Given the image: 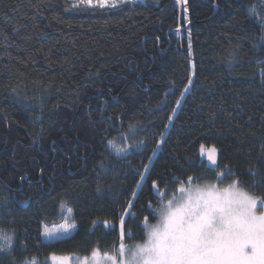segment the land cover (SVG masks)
I'll list each match as a JSON object with an SVG mask.
<instances>
[{
  "label": "trees",
  "instance_id": "trees-1",
  "mask_svg": "<svg viewBox=\"0 0 264 264\" xmlns=\"http://www.w3.org/2000/svg\"><path fill=\"white\" fill-rule=\"evenodd\" d=\"M72 3L0 0V227L16 234L0 264L113 248L125 211L135 215L124 241L142 242L144 217L156 222L149 203L167 202L189 176L230 170L222 186L238 179L264 199V0H188L187 13L175 0ZM212 147L215 170L200 156ZM68 208L74 235L43 243L41 227Z\"/></svg>",
  "mask_w": 264,
  "mask_h": 264
},
{
  "label": "snow or ice",
  "instance_id": "snow-or-ice-1",
  "mask_svg": "<svg viewBox=\"0 0 264 264\" xmlns=\"http://www.w3.org/2000/svg\"><path fill=\"white\" fill-rule=\"evenodd\" d=\"M134 0H73L71 7L80 8H117ZM185 13L189 11L188 0H175ZM251 14H256V9H251ZM187 20V15H185ZM190 23V20L188 21ZM261 23H264L262 16ZM177 33L180 29H176ZM190 35V32H189ZM159 39V38H157ZM189 54L191 55V41L189 40ZM234 55V54H233ZM192 84L191 78L188 86H185L181 93L189 91ZM177 107L180 101L176 102ZM175 115L173 109L172 116ZM172 116L168 117V122L172 123ZM135 126H130V131H134ZM126 139V138H125ZM108 145L116 148L114 141L109 140ZM159 147V145H157ZM203 145L201 150L203 151ZM137 149L142 148V143L136 145ZM118 157L127 158L128 149L116 148ZM157 153L152 152L155 157ZM208 163L213 168H218V152L212 147L207 154ZM152 159H149V165ZM149 165H145L144 171L147 173ZM103 168L104 165L102 164ZM212 170V169H210ZM41 174L45 171L41 169ZM231 174L229 171H221L216 179L217 183H205L203 185L194 181L193 177H188L187 184H182L178 188L179 195H173L165 203L161 200L158 207L153 208L151 203L148 207L156 217V223H149V218L144 217V229L146 239L143 244L126 248L123 243L125 239V217L134 216V213L125 211L119 220L120 247L114 255H107L104 259L110 264H264V199L255 197L246 191L239 184L238 179H234L227 186H222L223 179ZM250 174L255 178L256 173ZM146 176H139L140 181L146 180ZM176 183H180L177 179ZM264 183V179L260 181ZM142 183L137 184V188H142ZM255 183L253 187H255ZM151 187L159 190L157 181H153ZM102 186L98 184L97 191H101ZM158 194L162 197L163 193ZM136 196V193L132 194ZM66 204L61 203V208ZM134 207L131 201L128 208ZM71 213L72 209H67ZM105 227L115 228L105 222ZM76 228L75 223L65 222L59 229L44 228L42 236L49 243L59 242L70 236L72 230ZM0 252H7L12 247V237L0 233ZM56 264H68L66 258L60 260L52 256ZM93 261L100 264L97 253L93 252ZM35 264V260L32 261ZM72 264H81L79 258Z\"/></svg>",
  "mask_w": 264,
  "mask_h": 264
},
{
  "label": "rangeland",
  "instance_id": "rangeland-1",
  "mask_svg": "<svg viewBox=\"0 0 264 264\" xmlns=\"http://www.w3.org/2000/svg\"><path fill=\"white\" fill-rule=\"evenodd\" d=\"M190 74H191V70H190ZM191 76H192V75H191ZM185 93H186V92L183 93V98H184ZM178 100L180 101V104H181V102H182L181 95H180V97L178 98ZM178 100H177V101H178ZM177 101H176V102H177ZM179 107H180V106H179ZM179 107H177L176 103L174 104L173 109H175V113H176V111L178 110ZM173 109H172V111H171V115H170V116H172ZM173 117H174V116H172V118H173ZM169 124H170V123H169ZM218 173H219V172H218ZM218 173L216 174L215 179H216ZM216 180H217V179H216ZM216 180H203V181H202L201 183H199V184L203 185V184H205V183H217ZM187 182H188V181H187ZM187 182L185 183V185L187 184ZM176 195H177V196L179 195L178 190H177ZM165 203H166V202H165ZM66 221L69 222V223H74L73 215H72V213H69L68 210L65 211L64 216H63V220H62L61 223H59V224H57V225H52V226H46V225H43V226L41 227V233H40L41 241H42V242L44 241V243L47 242V241L45 240V238L42 236V232H43V229H44L45 227H46V228H49V229H59L60 226L63 225ZM155 223H156V222H155ZM74 230H75V229H74ZM74 230H72V232L70 233V236H67L66 238H64V240H65V239H68V238L71 237V236H73L74 233H75ZM0 233L12 237V247H13V245L15 244L16 234H15L13 231H11V230L3 229V228H1V227H0ZM72 234H73V235H72ZM145 239H146V237H145ZM145 239H144L142 242L130 241L129 243H126L125 241H123V243L125 244V247H126V248H131V247H133V246H135V245L143 244L144 241H145ZM0 243H3V241H0ZM120 243H121V241H119L118 244H115V245L113 246V248H112V252H111V255H114V254L116 253V250H118L119 247H120ZM12 247H11L10 249H8L7 252H0V255H5V254L10 253ZM101 264H102V263H101ZM106 264H110V262L107 261Z\"/></svg>",
  "mask_w": 264,
  "mask_h": 264
},
{
  "label": "flooded vegetation",
  "instance_id": "flooded-vegetation-1",
  "mask_svg": "<svg viewBox=\"0 0 264 264\" xmlns=\"http://www.w3.org/2000/svg\"><path fill=\"white\" fill-rule=\"evenodd\" d=\"M206 162V159L203 158ZM67 240V239H65ZM64 241V239L60 240L59 242ZM58 242H54V243H48V244H57ZM97 253V259L100 261V264H106V260L104 259V257H106L107 255H111L112 252V248H105V249H91L87 252L86 255H82V256H76V255H62V254H55V253H49L48 257H46L45 259L51 263L56 264V261L52 260V256H56L57 259H61V258H69L70 259V263L68 264H72L73 261H75L77 258H79V261L81 262V264H95V262L93 261V252ZM38 259H35V261H37Z\"/></svg>",
  "mask_w": 264,
  "mask_h": 264
},
{
  "label": "water",
  "instance_id": "water-1",
  "mask_svg": "<svg viewBox=\"0 0 264 264\" xmlns=\"http://www.w3.org/2000/svg\"><path fill=\"white\" fill-rule=\"evenodd\" d=\"M210 151V150H209ZM208 151V152H209ZM208 152H205L204 154H200V156L202 157V158H205L206 159V166H207V168L208 169H212V170H215L216 168H213V166H211L209 163H208V161H207V154H208ZM62 259V258H61ZM67 259V261H68V263H70V259L69 258H66ZM60 260V259H59Z\"/></svg>",
  "mask_w": 264,
  "mask_h": 264
},
{
  "label": "crops",
  "instance_id": "crops-1",
  "mask_svg": "<svg viewBox=\"0 0 264 264\" xmlns=\"http://www.w3.org/2000/svg\"><path fill=\"white\" fill-rule=\"evenodd\" d=\"M75 232H76V228H75V230H74ZM73 235V234H72ZM44 242V241H43ZM45 243H49V242H45Z\"/></svg>",
  "mask_w": 264,
  "mask_h": 264
}]
</instances>
